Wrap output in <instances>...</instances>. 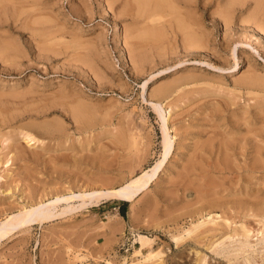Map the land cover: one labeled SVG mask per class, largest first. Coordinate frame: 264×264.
I'll return each instance as SVG.
<instances>
[{
  "label": "rangeland",
  "instance_id": "374dc122",
  "mask_svg": "<svg viewBox=\"0 0 264 264\" xmlns=\"http://www.w3.org/2000/svg\"><path fill=\"white\" fill-rule=\"evenodd\" d=\"M129 1L0 0V221L55 194L116 188L154 165L168 111L174 136L133 202L16 230L0 240V264H142L135 234L151 239L142 254L156 250L161 264L182 263L185 247L206 264H264V179L249 170L246 132L264 135V34L234 21L225 31L220 0L180 10L196 19L193 44L170 14L156 24L163 38L150 39L152 23ZM209 140L216 149L204 153ZM247 208L255 217L238 213Z\"/></svg>",
  "mask_w": 264,
  "mask_h": 264
},
{
  "label": "bare ground",
  "instance_id": "6f19581e",
  "mask_svg": "<svg viewBox=\"0 0 264 264\" xmlns=\"http://www.w3.org/2000/svg\"><path fill=\"white\" fill-rule=\"evenodd\" d=\"M200 1L202 2V6H200L197 3V0H131V2L130 1L129 2H130V4H132L135 7V8L134 7L133 8L136 9V14L139 17H141L143 23L145 22L144 23L145 25H147V23H152V25H149V26L147 25L148 27L144 26L143 34L145 35V37H149L150 39H156V40L163 38V36L165 34V32H164L165 28L161 25L157 26L156 24H157V22H160V19L163 18V16L165 14H168V15L170 14V16H172L176 22V27L183 33V36H184L183 38L185 39V42H187L188 44H193V42H195L196 38L197 39L201 38L198 36L199 33H196V30L193 28V25H195L196 19L192 16H190V17L185 16L184 18H181L182 12L180 10L181 9L192 10V9L199 8V7H205L206 3H209V2L210 3L212 2L213 6L215 4H216L215 6H218L217 4H220V0H215V1L214 0H200ZM248 3L251 4V6L249 5L247 7ZM197 4L199 6H197ZM252 4H253V6H252ZM126 5H124V6H126ZM221 5H222V7H221ZM221 5H220V7H217V9H216L217 14L216 15L219 17L221 24H223L225 31H230V29L232 28V23L234 21V22H237L240 27L251 26V28L253 27L254 29L261 31L264 34V0H223ZM165 20H167V19H165ZM165 20H164V22H165ZM161 24L163 25V23H161ZM166 28H169V27L166 26ZM229 35L230 34L225 33L224 38H228ZM249 38H250V36H249ZM238 44H239V42H238ZM238 63L239 62L236 59L234 62V65H233L234 68L238 66ZM144 85H145V83L143 84V87H144ZM151 104L153 106V109L159 115L161 112V109H162L160 107L161 104L160 105L158 103H151ZM168 118H169V111H168V115L160 117L161 123H162V127L160 128V130H162V134H161L162 135V138H161L162 139V141H161L162 152H161L160 159L158 161H156L154 165H151L150 167L143 169L139 174L129 178L127 181H125L123 184H121L120 186H118L116 188H95V187L92 188L91 187V188H87V189H81V190H78L76 192L69 191V192L63 193V194L62 193L61 194H55L50 199L40 200L37 203H35L31 206H28L27 208H22L17 213L10 214V215L6 216L5 219L0 221V240H2L5 236H8L12 232L26 228L29 225H32V224H38L39 225V224H43V223H46V222H49L52 220H56V219H59L61 217L66 216L68 214H71L73 212L75 213V212L81 211L83 209H86L88 207L98 206L100 203L105 202V201L117 200V201L133 202L157 178L158 172L161 170L164 161L166 160V158L171 153L172 142H173L174 136L170 135L168 129L166 128V123L168 121ZM246 132H249V134H250V132L252 133L251 134L252 135V142L251 143L253 144V147H254L253 154H252L253 156H251V158L248 160L249 165H250L249 170H250V172H254V171L256 172L258 170V172L261 174V177H263V179H264V157H262V156H264V145L262 146V144H264V135L263 136L259 135L261 137H259V139H256L255 132H253L252 130H247ZM247 134H245V135H247ZM208 136H210V135L208 134ZM241 138H242V136H241ZM24 139L27 141L32 140V138H30L28 135H25ZM217 148L220 149L221 144H218ZM202 149H203L204 153H210V152H212V149H216V145L213 144V141L209 140L208 144L204 145V147H202ZM191 160H192V158H191ZM201 166H204V164H201ZM107 179H110V178L108 177ZM214 182H216V181H214ZM109 187H110V185H109ZM60 205H62V207H60ZM238 213H243L244 215L248 214L249 216L255 217V212H253V209H251V208L239 210ZM209 215H210V213H209ZM256 217H257V215H256ZM211 220L213 221L214 219L212 218ZM110 222H111V220H110ZM261 225H263V224H261ZM116 229H117V226H116ZM118 229H120V228H118ZM250 230H251V228H249L247 231H250ZM114 231H116V230H114ZM191 232H192V229L186 230L187 235H189ZM262 234L264 235V232H262L261 235ZM206 235H208V234H206ZM194 236H195V234H194ZM171 237H172V239H174L176 241H178V240L181 241L184 239L183 236H178V235L177 236L174 235ZM195 239H196V237H195ZM76 241H78V240H76ZM196 241H198V240H196ZM210 242H211V240H210ZM136 243L139 244V247L134 248L133 256H139L140 255L143 258L142 264H161L158 262V260L160 259V254L158 252L155 253L156 250L153 251L154 254L152 252H149L146 255L142 254V250L145 248V246L150 245V243H151L150 238H148L144 235L135 234L133 237L132 245L134 246V244H136ZM102 244H104V243H102ZM77 248H79V247L76 246V249ZM80 249H83V248H80ZM190 251L195 253L196 255L198 253L196 248L185 247V250L181 251L182 255L183 254H185V255L179 256V258L183 259L182 263H176L175 262L173 264H204V263L206 264L207 263V262H205L204 257H201V256H197V257L193 258L191 255L192 258L190 257L189 259H187L189 257L188 256L189 253H191ZM72 253L75 254L74 252H72ZM186 256H188V257H186ZM75 257H78V255L75 254ZM102 261H103L102 263H104V264H113L111 261L106 260V259H102ZM160 262H161V260H160ZM171 263L169 262V264H171Z\"/></svg>",
  "mask_w": 264,
  "mask_h": 264
},
{
  "label": "trees",
  "instance_id": "16d2710c",
  "mask_svg": "<svg viewBox=\"0 0 264 264\" xmlns=\"http://www.w3.org/2000/svg\"><path fill=\"white\" fill-rule=\"evenodd\" d=\"M121 212H123V209H122V211ZM122 214V213H121Z\"/></svg>",
  "mask_w": 264,
  "mask_h": 264
}]
</instances>
